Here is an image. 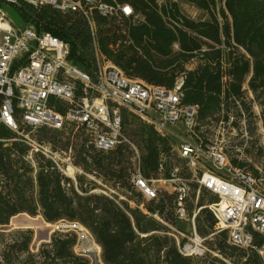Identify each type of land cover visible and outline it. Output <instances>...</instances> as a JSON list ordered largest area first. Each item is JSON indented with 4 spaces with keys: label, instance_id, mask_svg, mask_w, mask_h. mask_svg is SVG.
Returning <instances> with one entry per match:
<instances>
[{
    "label": "trees",
    "instance_id": "16d2710c",
    "mask_svg": "<svg viewBox=\"0 0 264 264\" xmlns=\"http://www.w3.org/2000/svg\"><path fill=\"white\" fill-rule=\"evenodd\" d=\"M126 1L143 12L146 22L131 25L127 33L102 23L99 25L101 52L129 77L152 84L173 87L177 78L184 75L185 101L199 105V119L203 124L220 113L222 104L229 108L231 100L236 101L243 95L242 88L249 76L251 90L257 92L264 87V0H225L231 22L225 13L223 22L213 14L216 0H185L211 12V19L199 21L185 17L184 26L195 35L179 30L178 36L158 14L154 0ZM0 4L6 9L2 2ZM10 5L17 21L61 38L70 46L69 59L85 71L92 69L95 59L92 32L80 16L62 13L49 6L37 8L23 1L19 5ZM198 36L209 42L201 41ZM231 37L234 43L230 42ZM177 39L182 51L173 49ZM193 60H198L197 66L188 70L186 66ZM225 61L230 66L227 74L230 79L224 89ZM1 101L2 95L0 105ZM225 118L228 120L227 116ZM127 122L126 115L125 124ZM48 131L51 130L41 129L39 139H49ZM127 133L137 138L134 141L139 143L142 151L144 175L151 176L162 151L170 149L168 141L152 127L141 123L127 129ZM15 138L16 134L0 123V226L8 224L20 213L41 214L49 223L64 219L88 229L102 249L105 264H196L194 257L179 252L173 237L159 233L162 228L159 220L131 207L128 202L121 201L122 207L105 193H90L83 185L82 193L79 192L73 180L52 160L39 152L30 156L29 147ZM132 154L128 147H119L108 154L83 150L82 162L76 163L86 171L112 181L114 187L119 183L118 188L133 192L129 181ZM232 161L244 165L237 159ZM78 180L82 182L84 177L79 176ZM171 204L172 197L161 198L151 210L158 209L161 217L170 220L172 212L165 210ZM201 214L212 228L216 223L213 214L207 209ZM199 231L206 233L201 227ZM24 237L23 242L13 247L19 252H27V264H89L88 258L74 250L77 245L75 232L57 234L50 243L43 244L38 253L29 250L33 231L27 230ZM218 237L221 239L215 243L216 247H212L230 262L213 257L209 264L218 261L221 264H264L257 251L264 246V236L255 234V248L249 251L229 246L224 233Z\"/></svg>",
    "mask_w": 264,
    "mask_h": 264
},
{
    "label": "built area",
    "instance_id": "2783aa9c",
    "mask_svg": "<svg viewBox=\"0 0 264 264\" xmlns=\"http://www.w3.org/2000/svg\"><path fill=\"white\" fill-rule=\"evenodd\" d=\"M22 1L80 16L92 32L95 48L93 67L85 71L69 59L67 42L50 32H39L34 25H15L0 4V123L16 134V141L29 147L30 156L34 152L43 154L77 185L76 176L68 170L72 166L82 172V166L67 156L68 167L62 168L59 161L66 152L38 141L36 131H61L72 137L80 134L82 150H94V143H101V150L95 151L102 154L128 147L133 152L129 177L132 189L156 205L161 198L172 197L165 212L171 210L176 220L190 224L177 235L159 231L173 236L182 255H221L216 248L209 250L206 240L225 234V230H232L235 236V244L229 246L244 251L255 248V234L264 236V186L253 172L231 161L222 141L206 136L199 105L185 101V76L178 77L173 87L132 78L100 50L99 25L116 26L127 33L131 25L146 22L143 12L133 13V4L126 0H0L15 5ZM154 1L156 11L177 36L179 30L195 35L183 22L185 17L197 18L178 0ZM172 46L174 51H182L179 39ZM192 67V62L186 66L188 70ZM228 79L225 74L224 89ZM249 79L244 90L249 87ZM151 89H158V100H151ZM224 108L222 104L220 113ZM126 115L128 120L134 118L152 127L170 145L174 156L161 154L151 176L144 175L141 149L127 133ZM112 184L110 193L105 194L122 206L124 199L115 190L119 183L118 187ZM200 191H208L206 202L200 198ZM184 203H192L195 214L185 213ZM130 205L166 224L158 209L151 212L143 202ZM204 209L221 219V227L213 226L206 237L199 234L196 225Z\"/></svg>",
    "mask_w": 264,
    "mask_h": 264
},
{
    "label": "rangeland",
    "instance_id": "374dc122",
    "mask_svg": "<svg viewBox=\"0 0 264 264\" xmlns=\"http://www.w3.org/2000/svg\"><path fill=\"white\" fill-rule=\"evenodd\" d=\"M178 3L181 7L187 8L189 11H191L192 12L191 15L197 18V20L211 19V12L207 10L201 9L196 5L187 2L185 0H178ZM4 6L8 11L9 18L13 20L14 24L20 27L24 26V24L17 21L16 14L11 10V5L4 4ZM212 12L219 18L221 22H223L226 17H228L231 22V17L224 6L223 0H216V4L213 7ZM106 26L110 27L107 24ZM230 42L234 43L232 37L230 39ZM195 61L198 62V60ZM192 64H193L192 68H195L197 66L195 62H193ZM224 67H225L223 68L224 74H228L230 71V66L227 64V62L224 63ZM222 94L224 93L222 92ZM225 116L228 117V120L225 118ZM139 124L140 123L139 121H137V119L130 118L129 122H127V129L136 128ZM202 130L205 131L207 137L222 141L226 149V152L231 158V161L232 159H237L238 161L242 162L244 165H239L235 163L234 164L253 172L260 179L262 185L264 186V87L260 88L257 92L251 90L249 87L245 89L243 95L240 98H237L236 101L233 99V101L231 100L229 102V108L225 107L221 113H218L216 115V117H213L212 120L204 123ZM47 136L49 139L40 140L39 139L40 130L36 131L35 133V138L38 141L51 144L54 150L57 151L63 150L66 152V155H63L61 157V161H59L62 168L66 169L68 167V162L66 161V159H68L67 156L71 157L75 165H77L76 163L77 161L82 162L83 150L80 148V145L82 144V136L80 134L72 137V134H65L61 131L53 132V130H51L48 131ZM132 139L137 140V138H132ZM140 154L142 157L141 150H140ZM161 154L167 158H171L174 156L170 149L167 151H162ZM68 172H70V170H68ZM72 172L74 176H76V180H77V185H75L76 189H78L79 192L81 193H82L81 185H83V188L85 189L88 190L90 189L89 190L90 193H100V194L110 193L109 188H113L110 185L112 181L111 182L107 181L103 177L90 173L85 169H83L82 172H79L73 168L71 173ZM79 176H83L84 181L79 182L78 180ZM115 190L118 196L123 198L124 199L123 201L128 202L129 205L130 202H135L138 204L143 202L145 204L144 206L148 208V210H150L151 212H152L151 210L152 207L156 206L154 202L145 201L144 198L134 190L133 192L127 191L126 189H122V188H115ZM207 198L208 197L204 196L202 201L206 202ZM13 217H19V214ZM31 217L36 218V220L40 224H43L44 227L41 230L42 231L41 233L43 235L45 233H48L49 238L47 240L45 239L37 240L38 234L35 228L14 227V226L10 228H3L1 225L0 226V264H27L26 261L29 262L27 252L26 253L19 252V250L16 247H13L14 245H17L20 242L24 241L25 238L24 234L27 230L33 231V239L29 245L30 252L38 253L42 248L43 244L50 243L52 241V238L57 234H63L66 232H75L77 235V245L74 248L75 252L79 255L88 258L89 264H105L102 259V249L98 254L97 253L98 248L96 245L97 242L95 241L94 236L90 233L88 229H86L81 224L62 219L57 222L50 223V226H46L44 225V221L42 220L43 216L41 214ZM12 218L10 219L9 223L6 225H10L12 223L13 220ZM199 218H201V221ZM204 218H205L204 215L200 213V215L196 219V225L199 234L203 237H206L209 235L212 229L209 226V223L205 221ZM165 222L166 224L161 222L162 228L160 229V232H165V233L172 232L177 235L179 234L178 230L183 231V228L187 229L190 227V224L187 223L186 221L181 222V220H176L173 216L170 217V220H165ZM199 227L203 228L206 231V233L205 234L200 233ZM220 239L221 238L218 237V235H215L213 239L211 238L207 239L206 245L209 248V250H213L214 247H212V245L216 246L215 243L218 242ZM257 251L260 254V256L263 258V262H264V246L257 248ZM213 257L217 258V260H225L228 263L230 262L229 259L226 260L220 254L215 255L212 252H207L205 256L195 258L196 264H209L210 259ZM216 264H221V263L218 261L216 262ZM230 264H237V262L236 263L233 262Z\"/></svg>",
    "mask_w": 264,
    "mask_h": 264
},
{
    "label": "bare ground",
    "instance_id": "6f19581e",
    "mask_svg": "<svg viewBox=\"0 0 264 264\" xmlns=\"http://www.w3.org/2000/svg\"><path fill=\"white\" fill-rule=\"evenodd\" d=\"M223 2H224V6H225V1H223ZM133 13H141V12L137 11L135 6L133 5ZM0 24H2L1 21H0ZM226 49H228V48H226ZM193 62H195L197 64V62L195 60H193L192 63ZM242 90L244 91V85H243ZM151 100H158V89H151ZM94 150H101V143H94ZM69 170L71 173L73 168L70 167ZM204 196L208 197V191H200V198H203ZM184 211L187 214H195V207L192 205V203H184ZM12 219H13L12 223H11L12 226L35 228L37 233L40 230H42L44 227L43 224H40L36 220V218H33L31 216H19V217H15ZM215 220H216V223H215L214 227H221V219H215ZM44 225L50 226V223L44 222ZM225 234H226L227 244H235V236H233L232 230H225ZM35 239H36V237H35ZM96 245L98 248L97 253L99 254L101 251V247L98 244H96Z\"/></svg>",
    "mask_w": 264,
    "mask_h": 264
},
{
    "label": "water",
    "instance_id": "95a60500",
    "mask_svg": "<svg viewBox=\"0 0 264 264\" xmlns=\"http://www.w3.org/2000/svg\"><path fill=\"white\" fill-rule=\"evenodd\" d=\"M19 216H30L28 215L27 213H20ZM15 218V217H13ZM43 219V218H42ZM44 222H46L44 219H43ZM3 228H10V227H13L11 224L10 225H2ZM42 231L40 230L37 234H38V238L37 240H41V239H45L47 240L49 238V235L48 233H45L44 235L41 233Z\"/></svg>",
    "mask_w": 264,
    "mask_h": 264
}]
</instances>
